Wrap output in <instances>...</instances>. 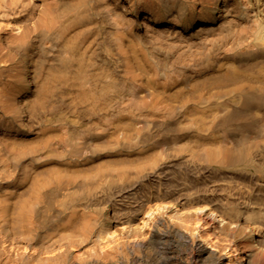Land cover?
<instances>
[{
    "label": "bare ground",
    "instance_id": "obj_1",
    "mask_svg": "<svg viewBox=\"0 0 264 264\" xmlns=\"http://www.w3.org/2000/svg\"><path fill=\"white\" fill-rule=\"evenodd\" d=\"M0 264H264V0H0Z\"/></svg>",
    "mask_w": 264,
    "mask_h": 264
}]
</instances>
